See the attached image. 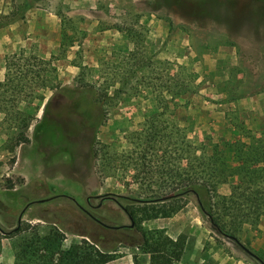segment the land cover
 <instances>
[{"label": "rangeland", "instance_id": "obj_1", "mask_svg": "<svg viewBox=\"0 0 264 264\" xmlns=\"http://www.w3.org/2000/svg\"><path fill=\"white\" fill-rule=\"evenodd\" d=\"M23 1L0 0V19ZM28 1L24 19L0 28V234L16 228L24 210L21 222L58 226L65 247L87 238L112 253L107 264H133L135 256L147 263L134 244L152 228L146 221L130 226L126 196L171 191L163 185L166 173L192 169L194 154H211L215 144L222 152L227 141L254 146L264 138L248 122L264 128V0ZM54 99L59 107L77 101L75 116L86 129L60 113L72 128L57 139L50 117L41 122L48 103L57 112ZM151 121L172 137L162 149L156 142L150 154L158 169L141 174L139 183L134 133ZM178 128L197 146L186 158ZM20 133L29 141L18 142ZM232 154L228 149L225 158L235 164ZM163 164L168 171L161 174ZM224 176L214 216L235 238L201 211L205 249L213 241L264 264V216H237L264 208V192L248 201L253 189L243 184L236 201L224 200L241 175ZM13 241L2 239L5 263L13 261Z\"/></svg>", "mask_w": 264, "mask_h": 264}, {"label": "trees", "instance_id": "obj_2", "mask_svg": "<svg viewBox=\"0 0 264 264\" xmlns=\"http://www.w3.org/2000/svg\"><path fill=\"white\" fill-rule=\"evenodd\" d=\"M30 8L31 3L24 0L19 8L0 19V28L24 19ZM153 117L155 114L150 118ZM151 122L150 126L141 132L142 134L139 135L140 132L134 133L139 140L140 148L135 163V168L139 171L133 176V181L139 183H143L144 179L140 176L141 174L152 173L155 168L158 169V163L153 166L152 155L150 154L152 153L151 150L155 148L156 142H160V149H162V143L165 140L170 143L172 137L170 132L158 127L154 121ZM180 129L177 130L182 132L181 141L185 143L181 146V149L185 151L181 156L186 158L187 149L194 148L195 150L197 146H193L188 141L185 130ZM17 141H29V138L24 133H20ZM254 143V146L246 143L237 145L227 141L223 143L224 150L222 152L218 150L219 145L215 144L211 154H194L195 163L190 169L192 171L187 169V166H182L180 167L181 171L175 172L174 175L166 170L165 164L159 166V168L161 167L159 169L161 174L168 171L163 183L164 187L172 186V190L163 193L153 191L152 194L137 197L126 196L131 200V203L124 208L132 219L130 226L138 229L145 221L158 217H170L186 206L190 196H195L196 200L199 201H197L198 206L210 218L213 226L224 235L234 236L230 234L225 225L215 218L213 198L217 186L228 182L229 177L224 176L226 172L229 173L230 177L241 175V180L237 184L231 185V194L223 196L224 200L236 201L238 196L242 194L238 190L242 189L243 184L247 185L246 188L253 189L251 192L254 197H245L248 201L254 202L258 194L264 192L259 188L264 187V138H256ZM228 149H233L232 159L236 161L235 164L226 161ZM244 149H249L248 155ZM166 150L168 149L165 148L163 152ZM258 163H261L262 166ZM148 181L151 184L154 179L151 178ZM104 198H108V196ZM239 215L245 216L247 219L252 217V220L257 222L264 216V208L258 205L253 209L240 211L237 216ZM4 234H0V264H107L113 260L112 253L101 249L87 238L65 247V233L54 224L44 226L41 222L20 221L16 228ZM3 237H14L12 262L5 263L1 260ZM186 244L187 234L184 232L173 238L164 228L144 230L141 240H138L134 246L147 254L149 261L142 263L135 256L133 264H178L184 254Z\"/></svg>", "mask_w": 264, "mask_h": 264}, {"label": "crops", "instance_id": "obj_3", "mask_svg": "<svg viewBox=\"0 0 264 264\" xmlns=\"http://www.w3.org/2000/svg\"><path fill=\"white\" fill-rule=\"evenodd\" d=\"M248 122L254 130L264 131L254 118ZM146 222L149 228H164L173 238L183 232L187 234V244L180 260L181 264H254L229 252L224 245L213 241L205 249L206 232L197 201H189L183 209L170 217H158Z\"/></svg>", "mask_w": 264, "mask_h": 264}, {"label": "flooded vegetation", "instance_id": "obj_4", "mask_svg": "<svg viewBox=\"0 0 264 264\" xmlns=\"http://www.w3.org/2000/svg\"><path fill=\"white\" fill-rule=\"evenodd\" d=\"M59 103H60L59 100H56V99L52 100V106H56V111H57L56 113L55 112H51V110L49 109V107H47V106H49V103H48L47 106L45 107L44 113H43V115L41 117L42 118L41 119V122L43 120H45L46 118L50 117L51 122L53 123V127L55 128L56 133H54L50 128L49 129H50L51 132H53V134H55L57 136V139H61L62 137H64V135L67 134L66 132H68L72 128V126L65 127V124H64L61 116H59L60 113H61V115H64V114L67 115L69 123L71 122V123H73V125H75V124L76 125H79L81 127V129L85 130L86 128H85V126L82 123V121H84V119L81 117V115H80L79 118H77L75 116V114H78L76 112V109H77V106H78L76 104H78V102L77 101H72V103L70 102L69 105L68 104L67 105L65 104L62 107L57 106ZM39 130H40V128H39ZM91 196L87 198V201H88V203L90 205H92V202L90 201ZM95 197H97V196H95ZM101 199H102L101 201H103V197H101ZM88 213L93 218H95L96 220H98V218H96L93 214H91L90 212H88Z\"/></svg>", "mask_w": 264, "mask_h": 264}, {"label": "water", "instance_id": "obj_5", "mask_svg": "<svg viewBox=\"0 0 264 264\" xmlns=\"http://www.w3.org/2000/svg\"><path fill=\"white\" fill-rule=\"evenodd\" d=\"M103 196H107V194L103 195ZM102 196V197H103ZM40 201H44V199H41ZM198 201V200H197ZM199 202V201H198ZM24 214V210L21 212L20 214V219H19V222L21 221L22 219V216ZM97 221H99L101 224L105 225V226H109L108 224L104 223L103 221H101L100 219H98ZM114 228H120L121 226H112ZM233 238H235V236H232ZM246 250H248L250 252V250L247 248V247H244Z\"/></svg>", "mask_w": 264, "mask_h": 264}]
</instances>
